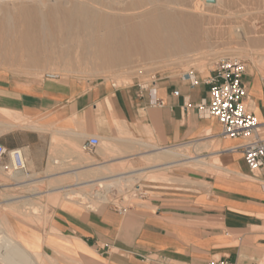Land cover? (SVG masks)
Returning a JSON list of instances; mask_svg holds the SVG:
<instances>
[{
  "label": "crops",
  "instance_id": "crops-1",
  "mask_svg": "<svg viewBox=\"0 0 264 264\" xmlns=\"http://www.w3.org/2000/svg\"><path fill=\"white\" fill-rule=\"evenodd\" d=\"M214 70L165 73L128 86L0 71V143L23 151L34 182L97 181L91 168L107 162L103 147H81L82 154L75 144H53L36 126L52 127L55 138L81 145L93 136L115 139L119 148L129 128L159 149L194 144L200 152L188 158L196 172L179 174L172 186L151 185L147 198L126 207L92 208L66 196L46 217L31 208L0 206V264H263L264 188L250 176L240 148L246 139L224 135L219 120L198 108L209 99ZM244 81L246 105L264 122V78L247 69ZM7 164L12 160L5 155L0 169ZM58 190L43 195L57 198ZM5 234L16 243L8 245Z\"/></svg>",
  "mask_w": 264,
  "mask_h": 264
},
{
  "label": "rangeland",
  "instance_id": "rangeland-1",
  "mask_svg": "<svg viewBox=\"0 0 264 264\" xmlns=\"http://www.w3.org/2000/svg\"><path fill=\"white\" fill-rule=\"evenodd\" d=\"M195 2H198L197 5L200 6L194 7ZM186 7L178 8L199 16L198 47L191 52L180 51L142 60L141 63L134 58L130 63L131 66L127 64L92 69L84 65L81 68L75 67L71 71L50 61L39 65L32 60L8 61L5 55L0 54V71L17 78L32 80L45 79L48 73H58L63 81L72 79L91 82L106 81L115 83L117 86H128L150 82L156 73L204 70L215 67L221 59L237 57L246 62L248 71L264 78V0H191L190 6ZM35 128L43 130L47 138L51 136L53 144L72 143L76 145L78 152L84 153L81 150V143L76 140L59 136L55 138L52 127L36 126ZM122 136L126 142L120 148L115 139L100 140L99 147H103V157L107 162L102 168L95 166L97 171H94V167L91 176L94 179H111L118 175H125V177L133 175V179L129 182L123 180L119 184L103 188L96 185L84 186L93 182L43 184L34 182V178L27 172L15 170L12 164H7L5 168L0 169L2 185L0 186L2 188L0 189V206L24 207L28 210L31 208L39 214L38 216L45 212L47 217L51 207L66 198L64 190L74 188L86 194L74 199L92 208L107 205L126 207L135 201L147 198L151 185L172 186L179 174L188 171L196 172L199 168L196 162L188 161L189 157H196L200 153L197 145L183 144L159 149L155 144L135 137L129 128L122 133ZM165 149H174L183 155L162 160L154 159L157 155H163ZM123 155L125 160L119 161L118 157ZM53 188H61V191L58 190L57 198L49 193L43 195V191ZM98 188L102 192L100 196L96 194ZM27 214L26 218L32 221L30 213Z\"/></svg>",
  "mask_w": 264,
  "mask_h": 264
},
{
  "label": "bare ground",
  "instance_id": "bare-ground-1",
  "mask_svg": "<svg viewBox=\"0 0 264 264\" xmlns=\"http://www.w3.org/2000/svg\"><path fill=\"white\" fill-rule=\"evenodd\" d=\"M190 2L191 0H0V54L5 55L8 61L32 60L38 65L50 61L71 71L84 65L99 69L130 65L134 58L141 63L142 60L180 51L191 52L198 47L199 16L178 8L190 6ZM195 3L194 7L198 2ZM164 151L163 155H157L154 159L183 155L174 149ZM96 167L94 171H97ZM100 167L103 165H98ZM131 179L133 175H118L111 179H96L97 181L84 186L96 185L103 188L119 184L123 180L129 182ZM64 192L73 200L79 195H86L74 188ZM96 194H102L99 188ZM6 234L3 240H7ZM8 239V245L16 243L13 238ZM14 250L22 256L21 251L16 248ZM22 258L24 256L19 259ZM29 259L32 262L33 258Z\"/></svg>",
  "mask_w": 264,
  "mask_h": 264
},
{
  "label": "built area",
  "instance_id": "built-area-1",
  "mask_svg": "<svg viewBox=\"0 0 264 264\" xmlns=\"http://www.w3.org/2000/svg\"><path fill=\"white\" fill-rule=\"evenodd\" d=\"M246 71L247 64L241 58H224L218 61L215 74L208 80L212 85L209 99L202 101L198 108L204 114L219 120L224 135L246 139L240 148L250 169V176L264 188V137L262 136L264 122L259 121L246 105L249 97L247 84L244 81ZM160 75L161 73H156L153 79ZM47 77L59 79L61 76L58 73H48ZM159 103L161 104L162 101ZM99 144L100 139L93 136L85 140L81 147L86 152H93ZM5 155L10 156L15 170H26V159L20 148L8 150L0 143V160ZM210 264L238 263L218 259L211 261Z\"/></svg>",
  "mask_w": 264,
  "mask_h": 264
},
{
  "label": "water",
  "instance_id": "water-1",
  "mask_svg": "<svg viewBox=\"0 0 264 264\" xmlns=\"http://www.w3.org/2000/svg\"><path fill=\"white\" fill-rule=\"evenodd\" d=\"M212 2H214V1H212Z\"/></svg>",
  "mask_w": 264,
  "mask_h": 264
}]
</instances>
